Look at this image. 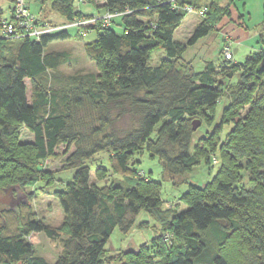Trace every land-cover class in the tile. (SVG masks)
I'll list each match as a JSON object with an SVG mask.
<instances>
[{
  "label": "trees",
  "instance_id": "obj_1",
  "mask_svg": "<svg viewBox=\"0 0 264 264\" xmlns=\"http://www.w3.org/2000/svg\"><path fill=\"white\" fill-rule=\"evenodd\" d=\"M3 1L12 5L10 18H2L0 9V26L11 19L15 0ZM37 1L48 2L65 21L118 15L82 33L73 26L38 40L0 34V189L31 184L43 173L41 162L60 145H73L63 168L74 170L72 180L56 193L62 210L58 227L23 213L27 203L0 211V264H264V49L237 63L233 52L226 59L221 48L218 65L205 61L195 71L173 39L190 13L186 7L202 18L187 41L193 44L230 14L236 0H87L84 5H95L98 14H84L76 0ZM260 23L258 38L264 43V5ZM70 29L78 35L96 31L84 52L98 74H63L60 67L70 54L44 51L49 42L68 38ZM159 48L165 56L155 62L152 54ZM235 75L237 82L227 84ZM224 95L228 103L220 124L231 125L227 134L220 139L217 126L194 142L203 119L211 120ZM125 116L130 125L118 131L115 121ZM194 120L200 121L195 130ZM22 125L33 133L32 141H19ZM212 134L219 142L209 138ZM143 149L161 160L167 177L182 176L203 160L219 165L203 186L188 185L180 196L186 209H163L159 183L136 171L133 156ZM100 152H107L110 167L99 166L95 174L121 178L89 182L87 161ZM243 179L249 186L241 184ZM141 211L158 224L151 244L107 254L113 230L129 233ZM209 229L218 235L215 245L204 235ZM42 232L50 239L64 236L53 263L34 252L33 236Z\"/></svg>",
  "mask_w": 264,
  "mask_h": 264
},
{
  "label": "rangeland",
  "instance_id": "obj_2",
  "mask_svg": "<svg viewBox=\"0 0 264 264\" xmlns=\"http://www.w3.org/2000/svg\"><path fill=\"white\" fill-rule=\"evenodd\" d=\"M102 1L103 0H98V3H101ZM0 3L3 8L2 18H10L9 7L12 3L9 1L2 2V0H0ZM218 4H222L223 6V1H220ZM244 5L245 11L244 9H241ZM263 5L264 0H237L235 7H231L230 14L221 16L215 22L214 29L208 35L200 38L193 44H187V41L192 35L194 27L202 20V18L196 13H188L175 31L173 39L177 44L181 45V48L183 47L180 51L183 53L185 59L191 60L195 71H201L204 67L205 61H212L218 65L222 58L220 50L227 39L231 41L233 61L237 63L242 62L251 52L258 50L261 47L264 49V43H261L258 38L261 21L259 23L255 22L261 18ZM29 7L30 11L35 13L39 19L44 18L47 21L49 20L56 23L63 21L66 22L62 16L51 9L48 2L40 3L37 0H29ZM77 9L84 14L100 13V10L93 4L78 5ZM243 12L244 15L247 16L244 20L247 23V27L243 23V14H241ZM239 14H241L242 17ZM144 19L147 20L148 18ZM112 26L116 31H120L119 26L113 24ZM96 36V31H90L86 34L78 35L75 33L74 29H70L68 38L49 42L45 46L44 51L50 52L63 50L70 54V61L60 67V72L63 74L89 72L98 74L99 71L95 62L90 60L84 52V44L92 43L96 39ZM152 56L153 60L156 62L159 58L164 57L165 53L159 48L153 52ZM236 82L237 75L226 81L229 85H233ZM25 83L27 86L26 94L29 99V81L26 79ZM227 103V95L220 98L213 109L211 120L203 119L202 125L194 135V142L198 136H205L206 132H212L217 126H220V139L227 134L231 125L226 123L222 125L220 124L222 110ZM247 108L248 106L245 107L242 114L246 112ZM162 120L155 126L152 137L155 136L156 129L161 125L163 122ZM129 125V117L125 116L122 119L115 121L114 127L118 131H122ZM213 135L214 134L209 135V138ZM18 136L19 141L21 142L32 141L33 139V133L24 125L19 128ZM219 138L214 136L211 140L213 139V141L217 143L220 140ZM72 150L73 145H70L69 147L66 145H60L57 147L54 156L48 157L41 162V172L43 173H40L35 181L20 189L13 190L14 196L17 198L21 197V199L25 198L23 202H19L27 203V205L24 204L21 207L23 213L30 212L36 219H43V221L51 227H58L61 224L62 210L56 193L58 190L64 189L66 184L72 180L74 170L63 168L64 158ZM215 155L219 158L217 153H215ZM133 160L135 161L137 172H143L152 180L159 183V196L162 208L167 209L172 207L175 211H181L187 208V205L180 200V196L187 190L188 185L193 184L203 186L206 182L211 180L219 165V163H216L213 159H211L209 165L204 163V160L202 159L203 161L184 175L167 177L163 171L161 160L156 156L152 157L145 149L134 154ZM87 165L90 167L89 182L104 184V182H110V177L115 180L121 178L120 175H110L108 174L109 172H105L102 176L95 174V171L99 166L109 169L110 162L107 152L96 154L92 159L87 161ZM241 184L246 187L249 186L246 179H243ZM142 222L146 223L144 227L139 226ZM157 234L158 224L146 212L141 211L136 216L135 224L129 233L123 234L117 227L113 230L105 244V249L107 250V254L113 256L121 251H134L144 243L150 245L152 239ZM204 235L208 238L209 244L215 245L218 242V235H216V232L212 231V229L206 230ZM33 237L36 238V240L34 239L35 241L33 240L35 254L43 256L48 262L53 263L56 256L61 251V239H63L64 236L62 235V237L57 239H50L42 232L35 233Z\"/></svg>",
  "mask_w": 264,
  "mask_h": 264
},
{
  "label": "built area",
  "instance_id": "obj_3",
  "mask_svg": "<svg viewBox=\"0 0 264 264\" xmlns=\"http://www.w3.org/2000/svg\"><path fill=\"white\" fill-rule=\"evenodd\" d=\"M77 4L84 5L87 0H76ZM28 0H15L11 12V19L5 20L2 23L0 34L4 37H29L38 40L44 35L53 33L60 29H66L70 27H79L82 32L86 31V27L91 24H95L101 21L102 24H109L111 19L118 15V13L105 12L102 15H94L90 17H82L66 22L50 23L41 21L37 15L32 13L29 9ZM188 12H193L189 7H186ZM128 11V10H125ZM204 9L199 11L202 14ZM222 53L225 58H230L232 49L231 41L227 39L222 46ZM168 235V234H166Z\"/></svg>",
  "mask_w": 264,
  "mask_h": 264
},
{
  "label": "water",
  "instance_id": "obj_4",
  "mask_svg": "<svg viewBox=\"0 0 264 264\" xmlns=\"http://www.w3.org/2000/svg\"><path fill=\"white\" fill-rule=\"evenodd\" d=\"M199 124H200L199 120H194L192 128L195 130L198 127ZM20 188L21 187L18 186V185H7L6 187L3 188L4 195H3V198L0 199V200L3 201V202H6V204L9 206V208L12 209V210H16L17 209V205L19 204V202H23L25 200V198L21 199V197H18V198L16 197L15 199L12 198L10 200L7 197L11 193L12 190H16V189H20Z\"/></svg>",
  "mask_w": 264,
  "mask_h": 264
},
{
  "label": "flooded vegetation",
  "instance_id": "obj_5",
  "mask_svg": "<svg viewBox=\"0 0 264 264\" xmlns=\"http://www.w3.org/2000/svg\"><path fill=\"white\" fill-rule=\"evenodd\" d=\"M13 192L14 191L12 190L11 193L8 195V197H7L8 199L11 200L12 198L13 199L16 198V196H14ZM3 195H4V191L0 189V199L3 198ZM8 208H9V206L6 204V202H3V201L0 200V211H2L4 209H8Z\"/></svg>",
  "mask_w": 264,
  "mask_h": 264
},
{
  "label": "crops",
  "instance_id": "obj_6",
  "mask_svg": "<svg viewBox=\"0 0 264 264\" xmlns=\"http://www.w3.org/2000/svg\"><path fill=\"white\" fill-rule=\"evenodd\" d=\"M236 1H237V0H236ZM236 1H235V5H236ZM244 7H245V5H244L241 9H244V11H245V8H244ZM0 8H2V7H1V3H0ZM242 11H243V10H242ZM241 14H243V23H244L245 26L247 27V23L244 21V20H245V17H247V16L244 15V12L241 13ZM262 17H263V8H262V15H261V18H260L259 20L255 21V22H256V23H257V22L259 23V22L261 21ZM182 21H183V20H182ZM182 21H181V22H182ZM179 26H180V25H179ZM179 26H178V27H179ZM178 27H177V28H178ZM177 28H176V30H177ZM176 30H175V31H176ZM174 33H175V32H174Z\"/></svg>",
  "mask_w": 264,
  "mask_h": 264
}]
</instances>
